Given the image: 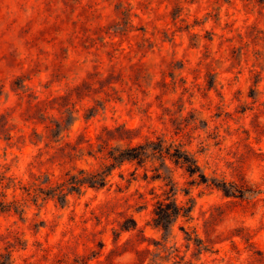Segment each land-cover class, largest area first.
Here are the masks:
<instances>
[{"label":"rangeland","instance_id":"374dc122","mask_svg":"<svg viewBox=\"0 0 264 264\" xmlns=\"http://www.w3.org/2000/svg\"><path fill=\"white\" fill-rule=\"evenodd\" d=\"M158 140L207 182L148 152L64 205L0 209V264H264V0H0V201ZM170 187L193 209L166 239Z\"/></svg>","mask_w":264,"mask_h":264},{"label":"trees","instance_id":"16d2710c","mask_svg":"<svg viewBox=\"0 0 264 264\" xmlns=\"http://www.w3.org/2000/svg\"><path fill=\"white\" fill-rule=\"evenodd\" d=\"M60 128V124H56L55 128L51 131V136L53 137V133L57 130L58 133H60ZM164 144V141L158 140L156 142L148 141L143 145L127 147L125 149H119L117 147L112 148L107 153V158L110 162L108 165L94 172L79 170L76 174H66V179L59 184L50 183L48 178L43 181H40L41 178H36L32 183L23 185L19 188L25 195L23 200H17L15 199V196H12L13 200L6 202V194L4 193L1 195L0 209L23 213L25 203L30 202L33 205H36L39 201H44L46 199H52L60 205H64L68 195L72 193L79 194L84 187L97 189L105 187L109 181L108 177L115 167L126 161H135L136 163L141 164L144 159L147 158L146 155L148 152H150V155L153 157L158 156L163 160L168 158L175 165H181L189 175L198 174L201 183L207 182V178L204 174L199 173L200 168L189 152L181 149L180 146H165ZM4 180L9 181L10 179L0 175V184H2ZM212 184L218 188L225 197L241 198L245 195L259 193V191L246 189L224 180L215 181V183L212 182ZM7 186L8 185L4 188H8ZM172 196H174V189L173 187H170L167 199L157 203L154 217L152 219L154 227L159 228L166 239L171 235L172 225L179 218L185 219L186 222L192 221L191 213L193 204L191 201L189 200L188 204L185 206L178 205L174 199H171ZM131 222L132 225L135 226L133 220H131ZM123 228L126 230L129 227ZM184 234L186 235V240L190 241L193 239L196 245L199 246V252L208 251L207 247L203 246L200 239L195 235L192 237V235L195 234L194 231L185 232Z\"/></svg>","mask_w":264,"mask_h":264}]
</instances>
